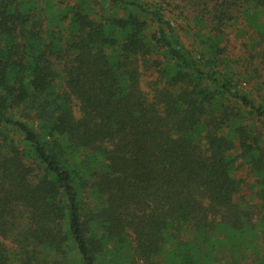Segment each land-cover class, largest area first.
<instances>
[{"label": "trees", "instance_id": "obj_1", "mask_svg": "<svg viewBox=\"0 0 264 264\" xmlns=\"http://www.w3.org/2000/svg\"><path fill=\"white\" fill-rule=\"evenodd\" d=\"M242 251L264 264V0H0V264Z\"/></svg>", "mask_w": 264, "mask_h": 264}, {"label": "rangeland", "instance_id": "obj_2", "mask_svg": "<svg viewBox=\"0 0 264 264\" xmlns=\"http://www.w3.org/2000/svg\"><path fill=\"white\" fill-rule=\"evenodd\" d=\"M229 40H230L229 41L230 55L233 60H238L240 64H242L245 62L246 58H250L249 54L252 53V51H251V46L248 44L246 38L238 37V36L236 37L235 34H231L229 36ZM242 176L245 177V172L243 169L238 173V177L241 178ZM225 253L224 255L221 256L222 261L227 264L229 263L233 264L232 258L234 259V255L230 254V252H225ZM239 256L241 260H240V263L238 261L237 264H256L254 259L258 257V256L256 257L254 256V259H253L251 253L247 251H242L239 254Z\"/></svg>", "mask_w": 264, "mask_h": 264}]
</instances>
